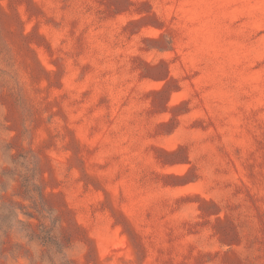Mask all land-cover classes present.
<instances>
[{"label":"rangeland","instance_id":"obj_1","mask_svg":"<svg viewBox=\"0 0 264 264\" xmlns=\"http://www.w3.org/2000/svg\"><path fill=\"white\" fill-rule=\"evenodd\" d=\"M0 264H264V0H0Z\"/></svg>","mask_w":264,"mask_h":264}]
</instances>
